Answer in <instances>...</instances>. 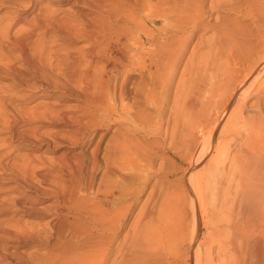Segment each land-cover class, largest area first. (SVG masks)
<instances>
[{
	"label": "bare ground",
	"instance_id": "obj_1",
	"mask_svg": "<svg viewBox=\"0 0 264 264\" xmlns=\"http://www.w3.org/2000/svg\"><path fill=\"white\" fill-rule=\"evenodd\" d=\"M83 3L33 17L71 41L62 62L50 47L27 56L34 28L16 43L32 70L54 65L61 80L47 79L54 101L28 109L60 121L52 139L66 149L43 172L26 170L31 157L21 168L51 198L38 212L52 221L44 264H264V0ZM163 152L184 165L175 188ZM13 222L6 237L37 239Z\"/></svg>",
	"mask_w": 264,
	"mask_h": 264
},
{
	"label": "rangeland",
	"instance_id": "obj_2",
	"mask_svg": "<svg viewBox=\"0 0 264 264\" xmlns=\"http://www.w3.org/2000/svg\"><path fill=\"white\" fill-rule=\"evenodd\" d=\"M9 2L8 0H0V264H44L47 251L46 242L50 240L48 237V228L52 221L50 214L46 213V211L45 216L38 212H42L48 205H51L49 204L51 198H47L46 200L41 199V195L38 196L37 190L42 185L40 183L38 184L34 178L23 176L22 171L25 167L26 170L28 169V172L34 168L42 169L41 172L45 171L52 163L57 162V157L66 149L65 144L56 145L52 139V134H54L57 127L60 126V121H57V118L55 119L53 114H45L44 117L41 116L39 118L40 120L37 119L33 121L30 119L31 116L28 109L35 103L40 102L41 104L43 102L54 101L57 93L53 92L54 90H52V86L47 82V79L49 78L51 81L57 82H61V80L60 78L58 79L59 76L57 75V70L54 65V67L47 66L46 64L44 65L46 67L45 76L32 70L30 62L34 60V62H36L37 58H24L21 51L16 46V43L20 40L17 37L23 36L24 34L26 36L27 32H29V34L31 33L29 28H34L33 19L36 14L42 16L46 10H55L59 13L61 12V15L72 17L74 16L73 13L76 14L75 12L84 9V3L83 0H32V2L23 0V3L20 5H13ZM16 16L20 17L22 21L12 26L9 22H11V19L13 21ZM23 22L28 23L25 25ZM78 22L80 23V20H78L77 23ZM7 23H9L11 27L8 28L9 24ZM6 24L8 26H6ZM3 27H7V30L5 29L6 33ZM36 30L38 29L34 30L37 34H30L32 37H30L31 40L29 41V45L27 44V49H25L26 53H28L27 56L29 55V57H32V55L35 54L31 51L33 48L37 51L39 50V52L41 48H45V51L51 48L55 54V58H59L62 62V60L66 58V53L64 55L66 51L64 48L66 47L65 43H68L69 40L62 38L58 35L59 33L53 29H51V31L48 29L47 32L45 31L42 33ZM9 38L12 41H10ZM39 40L41 41L39 42ZM79 40H75V42H73L74 45L76 44L78 47H84L86 43L81 39ZM31 41H36L37 43H30ZM12 42L14 44H12ZM69 42L71 43V41ZM35 49L33 50L35 51ZM203 49L204 48H202V50ZM18 51L20 53H18ZM53 62L54 64L56 63L55 61ZM27 81L33 82L34 84L31 86ZM43 90H45L46 93L48 91L50 92L46 94L42 92ZM71 95H69V93L65 94L62 98L63 102L72 103L75 100V90H73ZM33 125L37 127L38 142H36V147L34 146L33 140L30 138L31 133H29V129ZM68 128L69 127L66 129ZM108 135L110 136V134ZM79 150L84 153H89L87 148ZM158 153L161 152L158 151ZM162 154L169 159L173 157L166 152ZM30 157L33 159V163L25 166ZM172 159L174 164L172 163L169 165L168 169L171 170L173 168L169 178L174 181L172 187L175 188L176 185L178 186V178L183 173L182 170L184 169V165L179 164L174 157ZM157 161H159V159ZM4 207L17 208L18 213L13 215L11 219L10 216L7 217L2 214L1 210ZM28 207L34 208L36 213L30 215L26 214L25 212ZM19 215L22 216L20 217ZM17 219H20L19 224L22 225L24 230L31 231L35 235L34 237H37V241L35 240L30 243L18 245L16 241L6 237L5 232L7 229L14 232L15 227L13 221H17ZM171 233L170 231V234Z\"/></svg>",
	"mask_w": 264,
	"mask_h": 264
}]
</instances>
